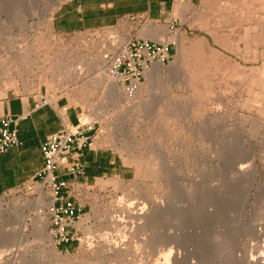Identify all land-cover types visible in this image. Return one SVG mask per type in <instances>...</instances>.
<instances>
[{
	"label": "rangeland",
	"instance_id": "rangeland-1",
	"mask_svg": "<svg viewBox=\"0 0 264 264\" xmlns=\"http://www.w3.org/2000/svg\"><path fill=\"white\" fill-rule=\"evenodd\" d=\"M68 1L0 0V94L59 85L64 62L85 56L76 47L83 37L52 24ZM157 24L140 36L172 42L170 64L153 69L134 102L114 103L88 78L75 95L93 106L88 119L101 118L131 177L76 188L93 209L70 253L57 248L44 208L45 225L29 230L39 238L0 264H254L264 255V0H182L170 29ZM244 163L250 176L240 181ZM182 191L187 214L169 230L178 240L160 246L173 220L151 214ZM40 193L30 183L0 195V205L18 215Z\"/></svg>",
	"mask_w": 264,
	"mask_h": 264
},
{
	"label": "built area",
	"instance_id": "built-area-1",
	"mask_svg": "<svg viewBox=\"0 0 264 264\" xmlns=\"http://www.w3.org/2000/svg\"><path fill=\"white\" fill-rule=\"evenodd\" d=\"M82 37L84 39L76 47L85 50V56L79 51L77 60L67 59L64 65H67L70 72H63V77L59 78L60 84L54 81L56 86L52 85L50 88L59 97L79 99L84 109L77 124L63 120L62 128L48 136L43 143L41 149L44 167L38 174L37 183L41 193L45 195V215L49 219L57 248H62L61 252L67 253L73 250L69 245L81 244L85 226L80 227L79 223L88 211H92L93 205L84 201L81 193L83 190L76 192L67 183L59 181L56 172L59 166L66 165L67 171L72 175L85 173L79 160H68L71 155L78 154L80 157L81 152L93 147L94 134L101 123L98 116L88 119L94 110L93 106H88L75 97L81 83L88 78L91 88H101L106 96L112 85L123 101L134 102L154 66L170 64V49L173 45L170 41L141 38L137 30L123 33L114 28H101ZM70 65H73L72 68H69ZM72 73L78 77H74ZM102 80L104 84H100ZM40 89L33 92L38 93ZM38 95L41 96L43 105L54 107L51 97L40 93ZM21 119L22 117H6L1 121L0 153L23 145L18 131Z\"/></svg>",
	"mask_w": 264,
	"mask_h": 264
},
{
	"label": "crops",
	"instance_id": "crops-1",
	"mask_svg": "<svg viewBox=\"0 0 264 264\" xmlns=\"http://www.w3.org/2000/svg\"><path fill=\"white\" fill-rule=\"evenodd\" d=\"M181 1L69 0L59 8L53 25L58 34L64 36L82 37L101 28H114L123 33L137 30L140 36V27L146 24L157 27L160 22L170 29ZM140 18H143L144 23L138 22ZM39 93L51 97L54 107L43 105ZM83 109L79 99L59 97L50 87H41L38 93L8 90L0 94V127L6 117H22L18 131L23 142L20 148L0 153V195L39 182L38 174L44 167L43 143L48 136L62 128L63 120L77 124ZM102 126L100 123L97 127L91 149L81 152L80 157L78 154L69 157L68 162L80 161L84 174L72 175L66 165L59 166L56 172L58 179L67 183L69 188L93 186L98 180L109 177H131L130 171L124 168L122 154L114 150L113 146H107L113 139Z\"/></svg>",
	"mask_w": 264,
	"mask_h": 264
},
{
	"label": "bare ground",
	"instance_id": "bare-ground-1",
	"mask_svg": "<svg viewBox=\"0 0 264 264\" xmlns=\"http://www.w3.org/2000/svg\"><path fill=\"white\" fill-rule=\"evenodd\" d=\"M3 66V65H2ZM167 66V65H166ZM162 64H156L154 66V68L156 69H161L163 67ZM59 67V66H58ZM1 69V68H0ZM2 69H4V66L2 67ZM7 70V69H6ZM3 71V70H2ZM4 72V71H3ZM10 73V71H9ZM8 73V74H9ZM24 74V73H23ZM105 82L102 80L100 82V84H104ZM109 96L111 97L112 101L116 104L121 103L120 102V98H122L118 92V90L114 87V86H109V90H108ZM122 101V100H121ZM248 157H246L247 159ZM250 158V157H249ZM245 159V160H246ZM244 160V161H245ZM248 161V160H247ZM254 161V160H253ZM252 158H251V163L253 162ZM245 164V163H244ZM246 166H241L239 167V174H240V181L242 180L241 178L246 179L248 176H250V174H245V173H249L246 172L244 169H247L249 164L247 165V163L245 164ZM238 168V167H237ZM250 168V166H249ZM238 171V170H235ZM241 171V173H240ZM243 171L245 173H243ZM234 172V171H233ZM237 174V173H234ZM233 174V175H234ZM237 176V175H235ZM238 178V177H237ZM250 178V177H249ZM174 181V180H173ZM232 181V180H231ZM175 183V182H174ZM213 193V192H212ZM216 193V192H215ZM249 193V190H248ZM218 194V193H217ZM184 195L185 193L182 191L180 196L174 200L172 199L169 202V205L167 208H162L163 211L157 210V211H153L151 216L153 217L154 221L156 220V222H158L159 218H161L164 214H170L171 218L173 220V223L171 225V227H169L171 229H174L173 231H175V229L178 227V225L180 223H184L185 220V216L187 214V208L184 205ZM211 196V193H210ZM214 196V194H213ZM244 196H248L247 194H245ZM246 199H248L246 197ZM245 200V198H244ZM246 202V201H245ZM248 202V201H247ZM246 202V203H247ZM47 205V202L45 200V195L41 193L40 197L38 200L32 202L31 204L24 205L25 207L21 208V212L18 213V215L16 213L11 212L10 209L4 207L3 205H0V260L8 253L12 252V251H18V255L20 253H22V249L21 247H23L22 245L24 244V242H26L29 238V236L34 235L35 236V240H37L39 238L38 236V232L33 231L31 234L29 233V230L31 229V227H38L41 228L42 226L45 225L46 221L42 218V216L40 215V210L44 209L45 206ZM211 206V203H210ZM165 207V206H164ZM26 208H30V212H28L26 210ZM154 209V208H153ZM210 210V209H209ZM243 212H245L246 210H242ZM28 212V213H26ZM246 213V212H245ZM242 213V214H245ZM141 217V216H140ZM139 217V218H140ZM243 217V216H242ZM259 224V223H258ZM259 226V225H258ZM10 227V228H8ZM255 227V226H254ZM257 227V225H256ZM35 229V228H33ZM252 229H254L252 227ZM164 232L163 234H160V236H157V239L155 243H157L160 246H166V244L171 243L173 244L174 241L178 240L177 239V233L176 232ZM258 232V231H256ZM252 233V232H251ZM255 233V231H254ZM260 233V237L263 236L264 239V222L261 224V229L259 230ZM256 234V233H255ZM254 235V234H253ZM32 238V237H31ZM262 239V238H261ZM264 241V240H263ZM28 243V241L26 242ZM25 243V244H26ZM33 243V241H32ZM264 245V244H263ZM262 245V246H263ZM171 246L168 249V251H171ZM54 251H56L57 249L54 247L53 248ZM173 250V248H172ZM173 251H171V254ZM168 253V252H167ZM166 254V253H164ZM170 252L167 254L169 256ZM166 255V256H167ZM177 255V254H176ZM180 255V254H178ZM171 256V255H170ZM170 256L168 257V260L170 261ZM172 257V256H171ZM176 258V257H175ZM180 258V257H179ZM16 259V258H15ZM167 259V257H166ZM181 259V258H180ZM179 259V260H180ZM176 261L178 260V258L175 259ZM178 260V262H179ZM241 260V259H240ZM251 260V259H250ZM16 261V260H15ZM168 261V262H169ZM243 261V260H242ZM240 261V263L242 262ZM248 261V260H247ZM246 261V262H247ZM252 261L254 262V264H264V255H262V257H260L259 259H252ZM12 262V261H11ZM245 262V261H244ZM10 263V262H9ZM16 263V262H14ZM11 264V263H10ZM30 264V263H29ZM167 264V262L165 263ZM175 264V263H174ZM178 264V263H177ZM250 264V263H249Z\"/></svg>",
	"mask_w": 264,
	"mask_h": 264
}]
</instances>
